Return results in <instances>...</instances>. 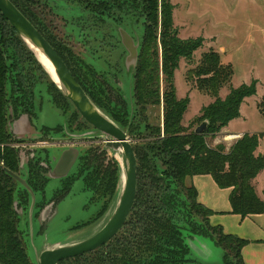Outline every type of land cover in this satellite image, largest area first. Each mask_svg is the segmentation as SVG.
<instances>
[{
	"label": "trees",
	"instance_id": "1",
	"mask_svg": "<svg viewBox=\"0 0 264 264\" xmlns=\"http://www.w3.org/2000/svg\"><path fill=\"white\" fill-rule=\"evenodd\" d=\"M11 1L51 43L95 104L133 139L147 142L132 144L137 158L138 185L134 207L126 224L111 241L97 250L62 260L59 264H192L189 239L196 236L209 238L221 247L224 264H245L242 249L250 241L237 234L226 233L222 225L211 224L210 217L214 211L198 200V190L188 179L196 175H211L220 188H231V213L243 218L264 214V198L257 194L253 183L264 169V151L257 153L261 141L264 142V131L243 134L228 150L226 145L211 146L207 141L208 135L214 139L232 120L240 117L244 100L257 93V81L232 88L225 99L220 98L219 92L232 80L234 68L232 64L223 62L219 51L212 48L205 51L197 66L188 71V80L200 91L214 96L215 101L204 107L197 117L198 125L207 122V129L203 133L189 130L191 127L185 126L183 120L190 97L178 98L175 73L183 58L192 59L201 41L178 36L171 0L85 1L91 11L107 15L101 18L105 24L116 19L110 13L113 7H131L145 17L144 35L133 74L137 116L139 122H144L145 130L136 133L131 119L133 115L129 114L128 102L120 88L90 64L81 66L73 51L52 36L46 24L37 19L38 16L45 19L44 12L39 9L41 0ZM23 50L36 59L0 12V164L17 174H20V156L13 144L28 141L16 138L11 125L21 115L27 114L32 104L25 101L23 94L19 97L10 91L8 82L16 64L15 55L19 54L16 52ZM84 68L89 72L86 73ZM161 75L165 82L163 94ZM88 76L94 78L103 98L90 89L87 82L91 77ZM56 90L58 98L69 100L59 88ZM162 100L163 132L160 118L153 122L150 112L151 109H159ZM106 101H111V107L106 105ZM27 116L32 122L31 116ZM44 130L49 128L44 127ZM99 149L87 150L82 165L87 170L89 188L94 191L96 200L102 201L98 212L101 215L116 194L120 168L116 160L106 157V149ZM32 160L30 174L36 166ZM21 190L20 183L1 169L0 264H33L19 228L21 215L15 208L16 195Z\"/></svg>",
	"mask_w": 264,
	"mask_h": 264
},
{
	"label": "rangeland",
	"instance_id": "2",
	"mask_svg": "<svg viewBox=\"0 0 264 264\" xmlns=\"http://www.w3.org/2000/svg\"><path fill=\"white\" fill-rule=\"evenodd\" d=\"M85 1L88 0H41L39 9L44 12L45 19L39 16L37 19L43 25L46 24L48 27L46 28L52 36L73 51L72 53L78 57V63L81 66L90 64L96 68V71L103 73L112 84L120 88L128 102L129 114L133 115L131 119L135 123L136 133L143 132L145 124L139 122L134 97V67L127 66L128 51L123 45L118 28L120 26L128 32L140 47L145 30V17L137 9L131 7L122 9L113 7L110 13L114 14L116 19L105 24L101 18L107 15L91 11ZM171 2L174 5L173 22L174 27L178 30V36L181 39L201 41V46L194 53L192 59L183 58L175 73L178 98L190 97L183 124L187 127L190 126L189 130L196 129L199 124L197 117L202 114V109L215 101L214 96L200 91L188 80V71L197 66L205 51L212 48L221 53L224 63L233 65L235 72L232 80L221 88L220 98L225 99L232 88L257 81V93L244 100L240 109L241 117L235 119L232 125L236 130L263 132L264 0H171ZM17 53L19 54L15 55L16 64L11 70L8 89L19 97L23 94L25 101L32 104L28 113L25 114L28 118V114L31 116L32 122L24 124L23 121H18L19 119L12 122L14 136L28 141L14 143V148L21 149L23 156L30 149L45 146L57 148L59 151L69 147H75L80 151L100 148L99 150L102 151L105 145V136L82 118L70 100L58 98L56 87H59L46 69L42 65V68L40 67L38 60L36 61L28 53H24V50L17 51ZM111 65L114 67H109ZM84 71L89 72L86 68ZM89 77L92 78V76L87 78ZM91 78L87 82L88 86L94 93L98 92L97 95L100 98H103V94L97 90L96 81ZM164 88L165 82L161 75L162 94ZM104 98L107 99L106 96ZM105 103L111 107V101ZM19 110L20 108H18ZM150 112L153 114V122L157 121V117L160 118L163 132V100L159 109H151ZM44 127H48L49 130H44ZM55 131L60 133H55ZM61 133H65L64 136H66L64 137ZM218 136L216 135L213 139L208 135L209 145L222 144L227 147V142L224 140L226 134L220 133ZM129 138L132 144L147 143L133 139L131 136ZM49 151L53 153L54 150L49 149ZM106 157L118 162L119 184L115 196L109 201L101 215H98V212L102 207V202L99 200L97 202L96 197L93 196L90 201L92 193L84 190L83 179H78L71 195L49 221L50 226L46 224V228L47 226L49 228L44 235L38 233L40 222L35 221L31 226L32 232H30L28 219L23 217L19 228L33 264H37V258L44 249L87 238L107 222L115 209L121 189L122 161L118 153L112 149L107 150ZM159 169L162 170V167L159 166ZM74 170L75 167L71 172ZM195 179V176L189 178L188 182L195 185ZM53 187V184L49 185V194ZM225 219L228 230H236L231 227V219ZM178 223H181L180 217ZM199 238L200 241L197 240V242L201 245L202 242L207 243L208 249H202L204 254L201 255L193 250L192 264H224L223 249L211 239ZM208 253V257L203 256Z\"/></svg>",
	"mask_w": 264,
	"mask_h": 264
},
{
	"label": "water",
	"instance_id": "3",
	"mask_svg": "<svg viewBox=\"0 0 264 264\" xmlns=\"http://www.w3.org/2000/svg\"><path fill=\"white\" fill-rule=\"evenodd\" d=\"M0 12L6 17L20 38L33 52L39 63L52 76L62 94L73 103L82 118L105 136V147L116 151L122 161L121 189L115 209L107 222L89 237L46 248L37 258V264H59L62 260L97 250L111 241L126 224L137 196V158L128 133L95 104L77 81L66 62L38 28L11 0H0ZM122 35L124 45L128 51L127 66L130 67L132 65L135 68L138 62L139 45L134 43L133 38L126 31L122 30ZM41 55L49 61L57 79L53 77L49 66L44 62ZM207 126V122L204 121L196 127L195 132L203 133L207 129ZM77 155L78 149L74 147L63 152V156L57 166V168L63 169L62 174L69 171ZM1 169L5 170L17 181L30 189L26 180L17 173L8 169L3 164H0ZM199 237L196 236L198 241H200ZM203 243L202 245H204ZM189 244L192 252L194 250L200 255L204 254V251H202L204 248L200 243H194L190 240ZM208 255L209 253L203 256L208 257Z\"/></svg>",
	"mask_w": 264,
	"mask_h": 264
},
{
	"label": "flooded vegetation",
	"instance_id": "4",
	"mask_svg": "<svg viewBox=\"0 0 264 264\" xmlns=\"http://www.w3.org/2000/svg\"><path fill=\"white\" fill-rule=\"evenodd\" d=\"M118 29L119 34L123 36L122 30L124 29H122L120 26ZM107 60L109 59L107 58ZM109 67L114 66L111 65ZM18 119V121H23L24 124H26L27 122H31L29 118L25 116V114L21 115ZM16 132H18V130H16ZM56 132L60 133L59 131H55V133ZM61 134H63L64 136L65 133ZM69 148L59 151L57 148L45 146L43 148L30 149L29 151L24 153V156L23 154H21V149H19V165L22 172L18 175L26 180L30 189H28L18 181L22 186V190L16 195L17 201L15 202V208L21 215L20 222L23 217L28 219L30 232H32L31 226H33V223L35 221L40 222V226L38 228L39 235H44L48 231V228L50 226L49 221L52 219L53 215L57 213L58 209H60L61 205L66 201L68 196L71 195L75 182L78 179H83L84 190H88L92 193L90 201L92 199V196L95 197L94 191L89 188L86 182L87 170L85 166L82 165V162L85 159L84 157L86 156V151H80L78 149V155L67 173L62 174L63 169L57 168L60 159L63 156V152ZM49 149H53V153L49 151ZM104 149L108 150L105 145ZM31 160L32 162H34V164L36 163V166L32 168V172L30 174L29 169ZM74 167V172H71ZM55 183L57 184L55 185ZM50 184H53L54 187L49 194L48 190ZM86 208H88V205H86ZM46 224L49 225L47 226V228ZM193 238L194 237H190L189 240H193Z\"/></svg>",
	"mask_w": 264,
	"mask_h": 264
},
{
	"label": "crops",
	"instance_id": "5",
	"mask_svg": "<svg viewBox=\"0 0 264 264\" xmlns=\"http://www.w3.org/2000/svg\"><path fill=\"white\" fill-rule=\"evenodd\" d=\"M234 120L220 132L226 134L224 140L227 142V150L230 149L243 134L254 133L236 130L232 125ZM219 134H217V136ZM218 138L219 136L217 139ZM263 151L264 142L261 141L257 153H262ZM195 178L198 200L214 211V214L210 217L211 224L222 225L226 233H236L238 236L250 241L242 249L245 264H264V214H253L243 218L239 214L231 213L232 207L229 199L231 188H220L213 177L208 174L196 175ZM253 183L256 187L257 194L261 198H264V169L254 179ZM225 218L231 219V227H234L236 230H228ZM192 241L198 243L196 237H194ZM203 244L202 247L205 249L208 244L205 242Z\"/></svg>",
	"mask_w": 264,
	"mask_h": 264
},
{
	"label": "bare ground",
	"instance_id": "6",
	"mask_svg": "<svg viewBox=\"0 0 264 264\" xmlns=\"http://www.w3.org/2000/svg\"><path fill=\"white\" fill-rule=\"evenodd\" d=\"M41 57H42V59L44 60V62L49 66V68H50L52 74L54 75L55 79H57V77H56V75H55V73H54V71H53V69H52V66L50 65L49 61H48L44 56L41 55ZM120 159H121V158H120Z\"/></svg>",
	"mask_w": 264,
	"mask_h": 264
}]
</instances>
